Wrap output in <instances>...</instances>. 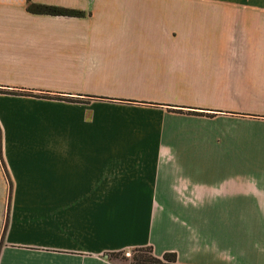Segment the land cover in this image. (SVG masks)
<instances>
[{
    "label": "crops",
    "instance_id": "crops-1",
    "mask_svg": "<svg viewBox=\"0 0 264 264\" xmlns=\"http://www.w3.org/2000/svg\"><path fill=\"white\" fill-rule=\"evenodd\" d=\"M31 2L84 17L0 0V264H264V0Z\"/></svg>",
    "mask_w": 264,
    "mask_h": 264
},
{
    "label": "trees",
    "instance_id": "trees-1",
    "mask_svg": "<svg viewBox=\"0 0 264 264\" xmlns=\"http://www.w3.org/2000/svg\"><path fill=\"white\" fill-rule=\"evenodd\" d=\"M26 11L33 15L44 16H65V17H84V13L81 11H72L54 6H47L41 4L32 3L31 0H26ZM0 93H4V90H0ZM10 186V184H9ZM10 195V191H9ZM130 258H126L125 253L109 254V260H118L125 264H175V254H165L162 259L154 257L152 249L138 248L131 251Z\"/></svg>",
    "mask_w": 264,
    "mask_h": 264
},
{
    "label": "rangeland",
    "instance_id": "rangeland-1",
    "mask_svg": "<svg viewBox=\"0 0 264 264\" xmlns=\"http://www.w3.org/2000/svg\"><path fill=\"white\" fill-rule=\"evenodd\" d=\"M131 254H132L131 251H130V252H125V256H126V258H130ZM120 262H121V261H120Z\"/></svg>",
    "mask_w": 264,
    "mask_h": 264
},
{
    "label": "water",
    "instance_id": "water-1",
    "mask_svg": "<svg viewBox=\"0 0 264 264\" xmlns=\"http://www.w3.org/2000/svg\"><path fill=\"white\" fill-rule=\"evenodd\" d=\"M108 256H105V258H107Z\"/></svg>",
    "mask_w": 264,
    "mask_h": 264
}]
</instances>
